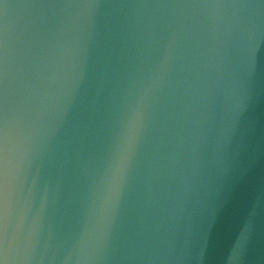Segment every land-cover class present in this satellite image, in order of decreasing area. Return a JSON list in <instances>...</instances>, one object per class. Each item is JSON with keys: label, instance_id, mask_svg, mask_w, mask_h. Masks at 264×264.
<instances>
[{"label": "water", "instance_id": "water-1", "mask_svg": "<svg viewBox=\"0 0 264 264\" xmlns=\"http://www.w3.org/2000/svg\"><path fill=\"white\" fill-rule=\"evenodd\" d=\"M0 264H264V0H0Z\"/></svg>", "mask_w": 264, "mask_h": 264}]
</instances>
